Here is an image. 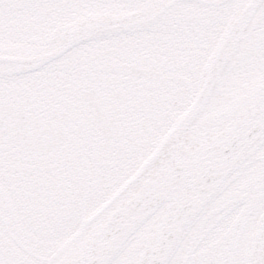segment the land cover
<instances>
[{"label": "snow or ice", "instance_id": "6c2138e0", "mask_svg": "<svg viewBox=\"0 0 264 264\" xmlns=\"http://www.w3.org/2000/svg\"><path fill=\"white\" fill-rule=\"evenodd\" d=\"M0 264H264V0H0Z\"/></svg>", "mask_w": 264, "mask_h": 264}]
</instances>
